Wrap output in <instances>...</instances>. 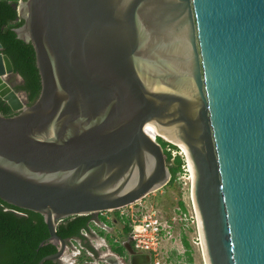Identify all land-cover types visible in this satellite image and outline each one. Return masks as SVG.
Masks as SVG:
<instances>
[{
    "label": "water",
    "instance_id": "95a60500",
    "mask_svg": "<svg viewBox=\"0 0 264 264\" xmlns=\"http://www.w3.org/2000/svg\"><path fill=\"white\" fill-rule=\"evenodd\" d=\"M41 91L28 104L0 42V200L58 224L116 210L171 179L181 142L206 264H264V0H22ZM23 80L22 76L18 74ZM128 237L130 264H149Z\"/></svg>",
    "mask_w": 264,
    "mask_h": 264
},
{
    "label": "trees",
    "instance_id": "16d2710c",
    "mask_svg": "<svg viewBox=\"0 0 264 264\" xmlns=\"http://www.w3.org/2000/svg\"><path fill=\"white\" fill-rule=\"evenodd\" d=\"M17 3L18 0H0V42L3 44V52L10 57L14 65L15 73L20 74L23 78L21 83L14 86L15 89L24 91L27 95L28 104H32L40 94L41 77L33 45L18 38L15 32V28L24 22L18 14ZM0 113L6 116L14 114L10 106L2 99H0ZM157 140L162 145L163 143L167 144L161 137H158ZM165 154L172 174L169 183L166 185L169 187L176 184L182 159L177 156L172 162L171 154L167 152L166 148ZM177 203L184 206L181 196ZM93 217L94 214H88L66 218L58 224L57 233L66 240L74 237L79 238L86 249L98 255V251L91 241L81 234V230L89 226ZM103 219L105 218L103 217ZM122 231L124 234L129 233L128 223L122 228ZM101 234L110 238V235L105 234L104 231H101ZM49 236V228L42 214L0 200V264H38L44 256L57 251V245L53 242H46L40 246V243L47 240ZM110 241H113V238H110ZM185 243L189 248L187 240ZM115 250L118 252L119 247L117 249L115 247ZM187 254L189 264H194L191 252L188 251ZM44 264L62 263L60 260H46ZM79 264L96 263L85 262L82 258V262Z\"/></svg>",
    "mask_w": 264,
    "mask_h": 264
},
{
    "label": "built area",
    "instance_id": "2783aa9c",
    "mask_svg": "<svg viewBox=\"0 0 264 264\" xmlns=\"http://www.w3.org/2000/svg\"><path fill=\"white\" fill-rule=\"evenodd\" d=\"M21 1L18 0V3ZM152 137L157 140L160 135L156 133ZM162 139L167 143L165 148L171 154V161L173 162L177 156H180L182 159L176 183L181 190V199L183 200L184 206L177 203L175 211L178 213L177 216H179V219L186 225L196 226L198 235L194 242L202 248L198 212L192 192L194 178L190 158L183 147L167 138ZM111 211L117 212V218L123 222V227L128 223L130 231L127 235L131 237L133 248L137 253L148 255L151 264H167V258L163 253L162 245L164 239L172 235V218L175 217L162 219L155 204H136V202L116 210L94 213V217L89 226L83 228L81 234L89 239L96 249L97 247L94 242L97 240L98 233L101 234V231H104L106 234L110 233L111 223L114 221V218L108 214ZM93 256L94 254L86 249L81 240L74 237L68 239L66 248L59 257V260L62 264H79L82 262V258L83 261L89 262V257Z\"/></svg>",
    "mask_w": 264,
    "mask_h": 264
},
{
    "label": "rangeland",
    "instance_id": "374dc122",
    "mask_svg": "<svg viewBox=\"0 0 264 264\" xmlns=\"http://www.w3.org/2000/svg\"><path fill=\"white\" fill-rule=\"evenodd\" d=\"M11 76V83L14 86L22 82V79L18 74H12ZM21 92L24 99H27L25 92ZM163 145L166 146L165 143H163ZM180 194L181 190L176 183L174 186H166L157 191L149 193L143 199L136 202V204L152 203L158 208L162 219H171L172 217H175L172 218V235L168 238H165L162 245L163 253L167 258V264H189L187 259L188 251L191 252L194 264H206L203 249L194 242L196 236L198 235L196 226L186 225L182 220L179 219V216H177L178 213L175 211L177 201L181 196ZM108 214L114 218V221L111 223L110 233H108L110 238H113V241H110V238H107L106 235H101L98 233L97 240L94 242L95 246L97 247L98 255L94 254V256L91 257L90 261L92 263L108 264V262L105 261H108L107 256L109 254L117 256L115 247L116 249L119 247L118 252H121L122 255L126 254L125 248L116 242V239L126 237L122 231L123 222L117 218L116 211H111ZM185 240H187L189 243V248L186 245ZM113 242L115 244H113ZM115 263L116 262L112 261V264Z\"/></svg>",
    "mask_w": 264,
    "mask_h": 264
},
{
    "label": "flooded vegetation",
    "instance_id": "af4514ba",
    "mask_svg": "<svg viewBox=\"0 0 264 264\" xmlns=\"http://www.w3.org/2000/svg\"><path fill=\"white\" fill-rule=\"evenodd\" d=\"M14 74H16V73H14ZM11 75H10V77H9V80L11 81ZM21 92V91H20ZM26 94V93H25ZM125 238H120V239H117L116 240V242L118 243V244H120V245H122L123 246V244L125 243V241H126V239L129 237L127 234H125ZM131 243H132V241H131ZM113 244H115L114 242H113ZM132 246H133V244H132ZM124 247V246H123ZM135 250V249H134ZM117 252V251H116ZM125 252H126V254L125 255H122V254H120L119 252H117V256H113L112 254H109L108 256H107V258H108V261L106 260L105 262H108V264L110 263V264H112V261L113 262H116L115 264H130V263H128V258L130 257L129 255H128V252L126 251V249H125ZM149 264H151V260L149 259Z\"/></svg>",
    "mask_w": 264,
    "mask_h": 264
},
{
    "label": "bare ground",
    "instance_id": "6f19581e",
    "mask_svg": "<svg viewBox=\"0 0 264 264\" xmlns=\"http://www.w3.org/2000/svg\"><path fill=\"white\" fill-rule=\"evenodd\" d=\"M146 130H147L149 133H151L152 135H154V134H156V133L160 134L159 130H158L154 125H152V124H147V126H146ZM166 138L169 139V140H171V141L174 142V143H177V144L180 145L181 147H183V148L186 150V152H187V154H188V157L190 158V156H189V150H188V148H187L184 144H182L181 142H178V141L172 140V139H170V138H168V137H166ZM190 162H191V160H190ZM191 169H192V172H193L194 170H193L192 163H191ZM193 178H194V172H193ZM204 258H205V257H204Z\"/></svg>",
    "mask_w": 264,
    "mask_h": 264
}]
</instances>
